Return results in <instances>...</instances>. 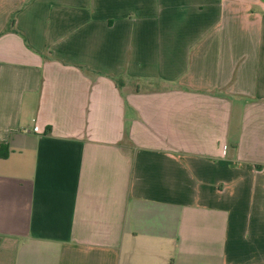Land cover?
Returning <instances> with one entry per match:
<instances>
[{
  "label": "crops",
  "instance_id": "crops-1",
  "mask_svg": "<svg viewBox=\"0 0 264 264\" xmlns=\"http://www.w3.org/2000/svg\"><path fill=\"white\" fill-rule=\"evenodd\" d=\"M0 264H264V0H0Z\"/></svg>",
  "mask_w": 264,
  "mask_h": 264
},
{
  "label": "rangeland",
  "instance_id": "rangeland-1",
  "mask_svg": "<svg viewBox=\"0 0 264 264\" xmlns=\"http://www.w3.org/2000/svg\"><path fill=\"white\" fill-rule=\"evenodd\" d=\"M118 81H120V82H121L122 80L120 79V80H118Z\"/></svg>",
  "mask_w": 264,
  "mask_h": 264
}]
</instances>
